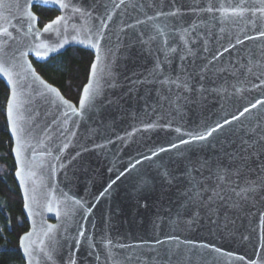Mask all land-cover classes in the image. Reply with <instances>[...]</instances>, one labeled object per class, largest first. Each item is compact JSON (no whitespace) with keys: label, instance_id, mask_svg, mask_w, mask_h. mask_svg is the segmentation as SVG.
<instances>
[{"label":"water","instance_id":"95a60500","mask_svg":"<svg viewBox=\"0 0 264 264\" xmlns=\"http://www.w3.org/2000/svg\"><path fill=\"white\" fill-rule=\"evenodd\" d=\"M0 79L23 264H264V0H0Z\"/></svg>","mask_w":264,"mask_h":264},{"label":"trees","instance_id":"16d2710c","mask_svg":"<svg viewBox=\"0 0 264 264\" xmlns=\"http://www.w3.org/2000/svg\"><path fill=\"white\" fill-rule=\"evenodd\" d=\"M33 11L39 16V26L57 14L51 7L34 6ZM91 61L92 53L89 50L70 47L45 62L33 61V64L45 80L58 87L66 98L76 103L86 82ZM7 95L8 90L0 79V253H19L18 238L27 230L28 224L22 212V199L13 176L11 139L5 120ZM0 264L12 262L0 255ZM17 264H23L21 256Z\"/></svg>","mask_w":264,"mask_h":264},{"label":"rangeland","instance_id":"374dc122","mask_svg":"<svg viewBox=\"0 0 264 264\" xmlns=\"http://www.w3.org/2000/svg\"><path fill=\"white\" fill-rule=\"evenodd\" d=\"M0 255L5 256L12 264H17L20 256L17 252H2Z\"/></svg>","mask_w":264,"mask_h":264},{"label":"snow or ice","instance_id":"6c2138e0","mask_svg":"<svg viewBox=\"0 0 264 264\" xmlns=\"http://www.w3.org/2000/svg\"><path fill=\"white\" fill-rule=\"evenodd\" d=\"M58 20L60 19V18H57ZM50 27V26H49ZM245 111H247V109H245ZM225 123H227V121H225ZM218 127H219V125H218ZM194 139H204V137H202V136H198V137H194Z\"/></svg>","mask_w":264,"mask_h":264}]
</instances>
